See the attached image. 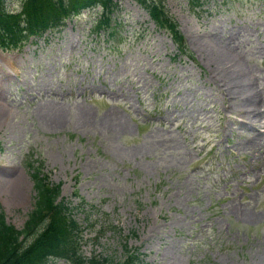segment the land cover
Wrapping results in <instances>:
<instances>
[{
  "label": "rangeland",
  "instance_id": "374dc122",
  "mask_svg": "<svg viewBox=\"0 0 264 264\" xmlns=\"http://www.w3.org/2000/svg\"><path fill=\"white\" fill-rule=\"evenodd\" d=\"M112 1L106 23L95 3L18 47L0 44L5 220L21 224L38 163L70 200L83 255L118 259L124 240L137 264H264V0H161L184 50L138 1ZM20 3L4 0L14 13ZM209 36L257 93L247 144L196 44Z\"/></svg>",
  "mask_w": 264,
  "mask_h": 264
},
{
  "label": "trees",
  "instance_id": "16d2710c",
  "mask_svg": "<svg viewBox=\"0 0 264 264\" xmlns=\"http://www.w3.org/2000/svg\"><path fill=\"white\" fill-rule=\"evenodd\" d=\"M137 1L146 8L157 26L167 29L179 50H184L183 36L162 1ZM94 2H99L103 8H110L114 3L112 0H21L19 11L14 13L4 7V0H0V43L14 45L27 33H39L59 23L64 15ZM99 20L106 22L103 9ZM30 175L34 190L32 204L21 224L13 226L4 219L0 209V264H49V259L54 256L66 258L70 264H137L140 251L124 240L118 259L114 260L110 254L83 255L78 226L65 214L68 207L56 198L58 182L49 181L38 167H34Z\"/></svg>",
  "mask_w": 264,
  "mask_h": 264
},
{
  "label": "bare ground",
  "instance_id": "6f19581e",
  "mask_svg": "<svg viewBox=\"0 0 264 264\" xmlns=\"http://www.w3.org/2000/svg\"><path fill=\"white\" fill-rule=\"evenodd\" d=\"M196 44L199 48L205 46V49L211 53V56L215 60L217 68L216 75L223 87L228 91V93H230L231 102L228 104V109L232 112L235 111L240 117L237 119L238 127L240 128L239 133L241 134L238 142L241 141L243 144H247L249 141H246L245 138L248 134L244 132V129L246 127L248 129H254L258 128L260 125L259 117L256 116L259 111H257L255 107L257 93L251 86V80L248 81L246 79L245 71L242 66L237 67L234 64L235 58L230 53V50L224 45L215 43L213 37L209 36L207 39L202 41H196ZM240 95L242 98L241 101H244L245 103L249 102L248 107H242L239 104L235 105V100L232 98L236 96L240 97ZM5 114L6 110L4 109L3 103L0 101V122L3 120ZM114 118L117 119L118 126H124V123L121 122L119 118V114L114 113ZM13 182L14 181H12V183Z\"/></svg>",
  "mask_w": 264,
  "mask_h": 264
}]
</instances>
